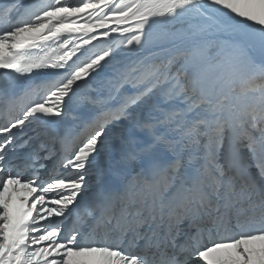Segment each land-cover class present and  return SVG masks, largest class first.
<instances>
[{"label":"snow or ice","instance_id":"1","mask_svg":"<svg viewBox=\"0 0 264 264\" xmlns=\"http://www.w3.org/2000/svg\"><path fill=\"white\" fill-rule=\"evenodd\" d=\"M0 264H264V0H0Z\"/></svg>","mask_w":264,"mask_h":264}]
</instances>
